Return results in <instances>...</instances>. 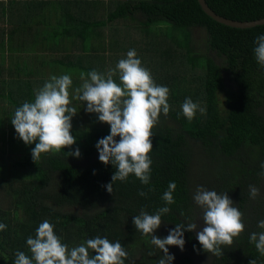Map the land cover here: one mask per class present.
Wrapping results in <instances>:
<instances>
[{
	"label": "trees",
	"instance_id": "trees-1",
	"mask_svg": "<svg viewBox=\"0 0 264 264\" xmlns=\"http://www.w3.org/2000/svg\"><path fill=\"white\" fill-rule=\"evenodd\" d=\"M205 1L214 12L227 18L264 17V0ZM107 2L112 9L98 16L97 7L103 11L104 7L97 6L96 0L59 1L65 6L64 35L67 33L73 39V45L66 49L74 52L64 53L62 63L67 73L80 75L95 70L106 75L116 68L120 59L127 57L129 50L135 49L155 82L169 88L170 111L167 116L161 113L152 130L150 183L144 185L130 174L126 181L114 182L113 193L107 191L105 186L112 182L117 169L99 160L96 144L110 134V125L100 122L98 115L97 120L86 125H73L76 144L59 153L42 154L35 162L31 154L35 144L27 145L18 138L11 118L24 102H34L36 90L51 78L11 79L6 83L1 78L3 143L7 122L14 131L8 136L11 152L5 155L0 151V223L7 225L6 230L0 231V264H14L17 251L31 258L27 239L35 237L44 220L55 226L56 235L69 248L97 236L106 237L111 242L119 241L128 252L125 264H137L138 250V260L145 261L152 251L151 235L140 233L133 217L141 210L155 214L157 209L169 207V213L162 216V224L154 233L164 238L176 224L196 222L199 214L203 216V210L193 199L200 186L218 194L227 193L233 206L243 213L245 230L234 238L231 246H221L219 256L203 250L195 231H185V251L169 246V253L175 256L171 264H196L187 251L200 256L210 253L212 264L215 259L218 261L215 264H249L252 259L256 264H264V255L250 241L253 232L264 231L258 227V222L264 220V168L261 167L264 164V67L254 55L256 38L264 35V24L247 28L222 24L208 16L197 0ZM69 6H78L76 13L70 12ZM134 20L140 27L133 25ZM5 22H10L7 17ZM155 26L159 29L153 30ZM193 27L204 29L206 48L215 57L193 50L190 30ZM9 28L1 30L6 32L1 35L2 43L10 34ZM2 53L1 49L0 56ZM103 58L115 59L116 63L112 67L109 63L101 65ZM1 62L0 68L4 69ZM113 79L121 83L118 71ZM72 80L75 85L69 90L83 83L80 77ZM186 98L198 103L205 112L197 111L189 121L182 112ZM76 148L81 152L79 158L69 155ZM197 158L207 160L213 169L208 175L194 179ZM170 181L177 188L173 192L175 203L168 205L162 196ZM250 185L259 189L255 199L249 195ZM141 191L147 195H139ZM144 241L151 245L142 247ZM90 255H94L92 250Z\"/></svg>",
	"mask_w": 264,
	"mask_h": 264
},
{
	"label": "clouds",
	"instance_id": "clouds-1",
	"mask_svg": "<svg viewBox=\"0 0 264 264\" xmlns=\"http://www.w3.org/2000/svg\"><path fill=\"white\" fill-rule=\"evenodd\" d=\"M255 44V59L264 67V35L258 36ZM117 71L119 84L113 79ZM80 79L83 83L74 89L72 95L69 91L73 86L70 75L52 76L50 81L36 90L34 102L26 101L18 107L11 118L18 138L27 145L35 144L31 150L35 162L41 159L42 154H55L70 148L76 144V137L72 135V119L77 109L73 106V100L86 102L87 112L98 114L100 122L110 125V134L96 144L99 160L117 169L112 182L105 186L107 191L113 193L114 182L126 181L130 174L148 185L152 165L149 155L153 150L152 130L159 122L161 113L167 116L170 111L169 88L155 82L135 49L129 50L127 57L120 59L116 68L106 75L93 70L87 74L81 72ZM197 111L204 113L205 109L191 98H186L182 104L183 115L191 121ZM116 137H119V141ZM69 155L79 158L80 149L76 148ZM261 167L264 168V164ZM176 188L177 184L170 181L168 190L162 196L166 204L175 203L173 192ZM249 189L250 197L255 199L259 189L252 185ZM139 195L147 194L141 191ZM193 199L203 210V227L200 230H197L200 228L197 223L189 221L187 224H176L164 238L156 236L154 233L162 224V216L170 211L166 206L157 209L155 214L141 210L139 215L133 217L135 228L146 237L151 235L150 243L163 252L158 264H171L175 260V256L169 253V246L184 250L185 231H195L203 250L219 256L222 254L221 246H231L234 238L245 230L243 213L233 206L234 202L227 193L218 194L200 186ZM54 227L48 220L40 223L35 237L27 239L32 257L17 251L14 264H125L128 259L129 254L122 244L119 241L111 242L106 237L97 236L69 248L56 235ZM258 227L264 229V220L258 222ZM6 229L7 225L0 223V231ZM250 241L264 255V231L253 232ZM90 250L94 255H90ZM249 264H256V260L252 259Z\"/></svg>",
	"mask_w": 264,
	"mask_h": 264
},
{
	"label": "crops",
	"instance_id": "crops-1",
	"mask_svg": "<svg viewBox=\"0 0 264 264\" xmlns=\"http://www.w3.org/2000/svg\"><path fill=\"white\" fill-rule=\"evenodd\" d=\"M59 1L0 0V50H3L0 60L3 61L1 63L4 66V69L0 68V79L6 74L10 79H20V77L51 78L63 75L64 72L59 73L58 68L67 70L62 63V55L73 52L68 49L73 44L72 37L67 36V33L64 35L66 29L62 25L65 6L59 4ZM77 8L78 6H69V11L76 13ZM6 17L9 19V23L5 22ZM91 22L93 23L92 20ZM5 27H10V34L2 43L1 35L3 33L5 35L6 32H1V30L5 31L3 29ZM12 27H15L14 32H12ZM51 35L56 40L54 44L60 48L55 47L54 44L51 47L47 45ZM105 39L107 42L108 38ZM94 41L97 43V40L94 39ZM90 45L97 47L93 43ZM66 47L68 48L66 49ZM108 63L112 67L116 62L103 58L101 65H109ZM65 73L74 74L71 75L73 77H80L76 72Z\"/></svg>",
	"mask_w": 264,
	"mask_h": 264
},
{
	"label": "rangeland",
	"instance_id": "rangeland-1",
	"mask_svg": "<svg viewBox=\"0 0 264 264\" xmlns=\"http://www.w3.org/2000/svg\"><path fill=\"white\" fill-rule=\"evenodd\" d=\"M96 2H97V6L103 5V7H104V11L102 9L100 10V8L97 7L98 11H100V13H97L98 16H101L104 13L107 14L112 9V6L109 5L107 0H96ZM133 25H135V26L139 25V27H140V23H136L135 20L133 21ZM167 25H170V24H167ZM158 29H159V26L153 27V30H158ZM190 30H191V40H192L191 44H192L193 50H195L196 52H200L201 54L213 55L212 52L208 51L206 48V44H205L206 33H205L204 29L201 27H193ZM161 31H163L165 34H167L165 32V30H161ZM50 32H53V31H50ZM55 42H56V40L54 39V36L51 35L49 37V41H47V45H49L51 47ZM54 45H55V47L60 48V47H58V45H56V44H54ZM45 48L48 49L47 47H45ZM48 50H50V49H48ZM112 56H113V54H112ZM112 61H116V60L112 59ZM58 71H59V73H61V71L64 73L68 72L67 70H64L61 67L58 68ZM64 73H62V74H64ZM71 75H74V74H70V76ZM8 77H9L8 74H6L4 77H1L4 80V83H6V81L11 80ZM71 77L73 78V76H71ZM20 79H21V77H20ZM80 82H83V81L80 79ZM24 86L25 85L23 84V87ZM69 91H70V94L74 95V90H69ZM219 102H220V106L222 107L224 104H223V100H222L221 96L219 97ZM73 106L76 107L77 114L72 119V125H76V126L80 125L81 126V125H86V124L92 122V120L95 118L97 120L98 114L87 112L86 102L73 100ZM4 128H5V143H3L2 139H0V151L5 152V155H8L11 152V150H9L10 148H9L8 136L10 137L11 132H13L14 130L11 126H9L8 122L5 124ZM74 130H76V129L75 128L72 129V135L73 136L75 135ZM117 138H118L117 141H119V137H117ZM205 161H207V160H200L197 158L196 163L194 165V169H193V178L194 179L198 178V175H202V174H204V176L206 174L208 175L210 173V171L213 169V166L209 162L206 163ZM0 201H2L1 192H0ZM3 204H5V202H3ZM200 213H201V209H200ZM195 223H197L198 226H200V228H198L197 230H200L203 227V220H202L201 214H199L197 216ZM139 245H140V243H139ZM149 245H151V244H149L147 241H144V246H142V247L147 248ZM157 249L158 248L156 246L152 245V247H150V250H152L151 253H153V254L150 255V257H147L145 259V261L144 260L143 261L138 260L139 259V254H138L139 250H138L135 254V260L137 261V264H158V260L163 255L159 254L160 251ZM183 251H185V250H183ZM187 253H189L193 257L196 264H211L212 263L211 262L212 258H211L210 253L204 254L203 256H200V254L199 255L195 254V252H192V251H187ZM214 262L215 263L218 262L217 259H215Z\"/></svg>",
	"mask_w": 264,
	"mask_h": 264
},
{
	"label": "water",
	"instance_id": "water-1",
	"mask_svg": "<svg viewBox=\"0 0 264 264\" xmlns=\"http://www.w3.org/2000/svg\"><path fill=\"white\" fill-rule=\"evenodd\" d=\"M197 1L200 4L202 10L208 16H210L212 19L222 24H225L231 27H238V28H247V27L258 25V24H264V17L254 19V20H235V19L227 18V17L217 14L208 6L205 0H197Z\"/></svg>",
	"mask_w": 264,
	"mask_h": 264
}]
</instances>
